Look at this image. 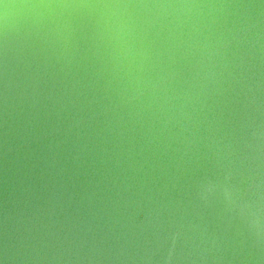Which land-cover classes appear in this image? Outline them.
<instances>
[{
  "label": "water",
  "instance_id": "95a60500",
  "mask_svg": "<svg viewBox=\"0 0 264 264\" xmlns=\"http://www.w3.org/2000/svg\"><path fill=\"white\" fill-rule=\"evenodd\" d=\"M0 264H264V0H0Z\"/></svg>",
  "mask_w": 264,
  "mask_h": 264
}]
</instances>
